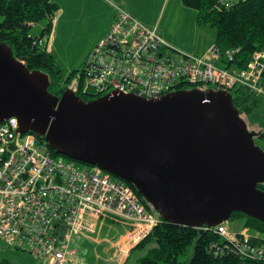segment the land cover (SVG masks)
Listing matches in <instances>:
<instances>
[{
	"label": "water",
	"instance_id": "obj_1",
	"mask_svg": "<svg viewBox=\"0 0 264 264\" xmlns=\"http://www.w3.org/2000/svg\"><path fill=\"white\" fill-rule=\"evenodd\" d=\"M0 43V122L15 117L57 154L134 185L163 221L214 227L241 212L264 223V150L221 90L178 89L157 99L50 93Z\"/></svg>",
	"mask_w": 264,
	"mask_h": 264
},
{
	"label": "built area",
	"instance_id": "obj_2",
	"mask_svg": "<svg viewBox=\"0 0 264 264\" xmlns=\"http://www.w3.org/2000/svg\"><path fill=\"white\" fill-rule=\"evenodd\" d=\"M238 1L215 0L224 8ZM48 37L38 42L46 51ZM238 52L212 44L202 55L185 53L168 44L155 27L116 7L107 34L86 58L83 92L157 99L182 85H212L229 93L245 88L264 97V50L253 52L243 66L236 63ZM117 218L131 223V244L161 221L126 183L97 166L54 156L40 137L19 132L15 117L0 122V242L46 264H71V238L90 237L97 221ZM198 229L219 237L208 245L214 256L229 252L264 261V243L254 242L261 236L249 227L231 230L223 222Z\"/></svg>",
	"mask_w": 264,
	"mask_h": 264
},
{
	"label": "trees",
	"instance_id": "obj_3",
	"mask_svg": "<svg viewBox=\"0 0 264 264\" xmlns=\"http://www.w3.org/2000/svg\"><path fill=\"white\" fill-rule=\"evenodd\" d=\"M182 4L196 12L197 26H207L215 31L214 44L222 51L239 48L236 63L239 66L248 61L253 52L264 50V0H239L229 8L218 6L215 0H181ZM58 6L52 0H0V43L11 48L14 57L22 61L29 70H40L48 75L47 90L55 96L71 88L76 76L79 81L72 88L83 100L101 96L97 93L83 92V68L73 70L67 75L56 62L51 53L41 49L38 42L50 33ZM47 21L39 36H32L29 29L38 21ZM36 41V43H34ZM182 89H198V86L182 85ZM232 106L244 120L246 129L253 134V141L264 143V97L256 96L245 88L232 90ZM249 125L252 127L249 130ZM41 140H43L40 137ZM48 147V145H47ZM49 148V147H48ZM54 156H61L79 164H86L57 154L49 148ZM115 180L129 185L141 201H145L136 191L134 185L116 176ZM257 187L264 191V182ZM161 221L133 249H144V255L138 264H179L178 256L188 245L192 246V255L187 264H264L261 260L241 258L225 252L214 256L208 251L209 243L218 240V236L209 230L177 225ZM230 220H240L242 225L260 234L255 243H264V223L248 217L241 212H233ZM15 250V249H14ZM2 264V263H1Z\"/></svg>",
	"mask_w": 264,
	"mask_h": 264
},
{
	"label": "crops",
	"instance_id": "obj_4",
	"mask_svg": "<svg viewBox=\"0 0 264 264\" xmlns=\"http://www.w3.org/2000/svg\"><path fill=\"white\" fill-rule=\"evenodd\" d=\"M52 1L57 4L59 9L54 16L52 29L50 30L46 44L49 46L47 51L51 53L54 58H59V56H61L59 44H61L68 35L81 28H90L95 32V39L87 47V53L84 56L83 62L85 63L94 45L107 34L116 15V7L129 13L146 27H155L158 34L168 44L185 53H187L186 51H198L202 55L214 44L215 35H211V38L206 39V35L209 33V31H206L207 26L196 25V12L194 11V14L190 13V11H188L190 8L185 7L182 2L180 3V7H177L175 0ZM110 1H114L117 4L113 5ZM185 22L188 24V30L183 36V40H180L175 32H181ZM42 25H38L39 30H41L37 34H30L35 37L39 36L46 26ZM191 30H193V33H191ZM212 32L213 31H211V33ZM194 34L195 36H192ZM188 37L191 39L190 44ZM209 39H213V42ZM130 228L131 223L124 218H117L115 220L106 219L98 223L95 233L90 236V240L96 245L113 249L112 255L110 258H107V264H125L128 262L132 251L135 250L133 249V245L127 241ZM114 230L121 234L115 239H109V233ZM70 263L72 264L73 261H70Z\"/></svg>",
	"mask_w": 264,
	"mask_h": 264
},
{
	"label": "rangeland",
	"instance_id": "obj_5",
	"mask_svg": "<svg viewBox=\"0 0 264 264\" xmlns=\"http://www.w3.org/2000/svg\"><path fill=\"white\" fill-rule=\"evenodd\" d=\"M113 5L117 4L114 1H110ZM177 7H180L181 0H175ZM102 6V5H100ZM190 13H195L194 10H188ZM47 21L42 19L36 22L30 29L29 32L31 34H37L39 30L38 25L45 26ZM188 24H183V30L181 32H175L180 40H183V36L186 34L188 30ZM38 26V27H37ZM42 28V27H41ZM195 29V26H194ZM206 31H209L206 35L207 38H211V35H215L214 30L210 28H206ZM211 31H213L211 33ZM180 33V34H179ZM182 33V34H181ZM193 33V30H191ZM192 36H195L192 35ZM95 39V32H93L90 28H81L80 30L73 32L72 34L68 35L62 42L59 44V51L61 52V56L59 58H55L56 62L61 66L64 70L65 74L67 75L69 72L73 70H80L84 67V56L87 53V47L93 42ZM194 39V37H193ZM213 42V39H209ZM188 41L190 44L191 39L188 37ZM187 53L194 54V55H201L198 51H186ZM79 77L76 76L71 83V88H76L78 84ZM199 89L201 91H206L209 89L214 90V86L212 85H203L200 86ZM252 127L249 125V130ZM257 145L264 150V143L256 140ZM100 221H97L99 223ZM227 224L231 230H238L242 227V221L238 220H228ZM121 233L113 232L109 233V239L117 238ZM89 234H81L80 236H73L71 238V242L69 244V249L74 251L73 255L70 258V261H73L74 264H107V258H110L112 255V250L110 247L106 246H99L90 240L88 237ZM138 243V242H137ZM132 244L133 247L137 244ZM132 247V248H133ZM147 247L144 249H135L132 251V254L125 264H138V259L144 255ZM192 255V246L188 245L185 251L178 256L179 264H187L189 258ZM37 260L32 259L27 254L14 250L2 242H0V264H46L45 262H36ZM72 263V264H73Z\"/></svg>",
	"mask_w": 264,
	"mask_h": 264
},
{
	"label": "bare ground",
	"instance_id": "obj_6",
	"mask_svg": "<svg viewBox=\"0 0 264 264\" xmlns=\"http://www.w3.org/2000/svg\"><path fill=\"white\" fill-rule=\"evenodd\" d=\"M83 81H84V79H83ZM198 87H200V86H198ZM72 89V88H71ZM193 89H196V88H193ZM198 90H200L199 88H198ZM98 94V93H97ZM101 96L102 95H105V94H100ZM49 149V148H48ZM61 157V156H60ZM62 158H64V157H62ZM66 159V158H65ZM68 160V159H67ZM71 161V160H70Z\"/></svg>",
	"mask_w": 264,
	"mask_h": 264
},
{
	"label": "flooded vegetation",
	"instance_id": "obj_7",
	"mask_svg": "<svg viewBox=\"0 0 264 264\" xmlns=\"http://www.w3.org/2000/svg\"><path fill=\"white\" fill-rule=\"evenodd\" d=\"M210 90H212V89H210Z\"/></svg>",
	"mask_w": 264,
	"mask_h": 264
}]
</instances>
